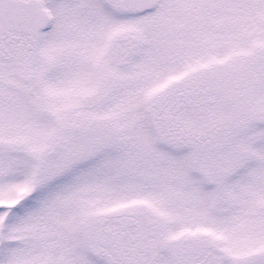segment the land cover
<instances>
[{
    "label": "snow or ice",
    "instance_id": "6c2138e0",
    "mask_svg": "<svg viewBox=\"0 0 264 264\" xmlns=\"http://www.w3.org/2000/svg\"><path fill=\"white\" fill-rule=\"evenodd\" d=\"M0 264H264V0H0Z\"/></svg>",
    "mask_w": 264,
    "mask_h": 264
}]
</instances>
